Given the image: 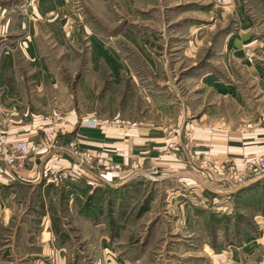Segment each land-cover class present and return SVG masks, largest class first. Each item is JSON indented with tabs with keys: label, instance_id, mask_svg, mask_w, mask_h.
<instances>
[{
	"label": "rangeland",
	"instance_id": "obj_1",
	"mask_svg": "<svg viewBox=\"0 0 264 264\" xmlns=\"http://www.w3.org/2000/svg\"><path fill=\"white\" fill-rule=\"evenodd\" d=\"M63 1L66 12L47 18L57 29L42 34L52 68L69 88L68 105L120 109L159 131L160 115L177 106L197 115L204 103L212 113L227 104L230 130L264 132V0ZM41 19L39 0H4L0 60L13 48L24 52L27 24ZM17 24L20 30L12 28ZM91 37L124 60L130 75L123 85L92 76ZM55 96L58 111L65 99ZM219 176L221 187L211 190L145 179L92 189L90 206H78L102 239H90L89 223L73 214L77 205H65L57 225L83 250L73 253V264H264V178Z\"/></svg>",
	"mask_w": 264,
	"mask_h": 264
},
{
	"label": "crops",
	"instance_id": "obj_2",
	"mask_svg": "<svg viewBox=\"0 0 264 264\" xmlns=\"http://www.w3.org/2000/svg\"><path fill=\"white\" fill-rule=\"evenodd\" d=\"M2 3L4 0H0ZM66 8L63 0H39L42 19L27 24L29 36L24 52L13 48L0 60V131H5L12 143H35L48 133L54 136L52 147L30 155L24 167L17 171H11L0 160V264H73V253L83 250L72 242L73 238L63 227L57 225L62 219L60 211L65 205L69 210L77 205L73 214L78 221L91 224H88L89 238H104L99 235V226L94 224L93 216L85 215L86 209H82L90 206L89 194L101 187L130 181L143 185L145 180H150L164 186L173 184L175 188L185 184L195 186V191L220 188L222 184L206 180V172L192 165L188 149L200 156L208 155L217 163L229 160L236 164L238 174L244 173L242 159L245 155L264 154L262 129L245 128L241 135L237 130H230L227 104L215 107L212 111L217 112L212 113L209 103H204V109L197 115L194 109L185 114L177 106L172 113L160 115L159 131L150 127L145 119L125 118L126 114L120 109L108 111L99 106L68 105L69 88L62 84L59 73L52 68L51 55L47 52L50 41L42 34L43 30L53 33L57 29L47 21L48 15H62ZM12 28L20 30L19 24ZM55 42L63 46L65 39L56 38ZM88 44L92 76L108 75L113 85H123L130 75L124 60L97 38L91 37ZM57 94L65 99L64 103L62 97L59 98L58 111L52 109L53 96ZM86 116L108 120L119 117L135 125L86 128L80 126L81 118ZM241 120L236 116L234 122ZM260 123L258 118L252 125L257 127ZM185 130L190 136L184 135ZM71 142L104 157L122 170L94 171L91 176L66 177L54 183L51 176L73 167L74 158L69 153ZM132 161L138 162L144 175L130 178ZM92 177H97L96 183ZM62 195L66 197L62 199ZM78 204L82 205L81 209Z\"/></svg>",
	"mask_w": 264,
	"mask_h": 264
},
{
	"label": "built area",
	"instance_id": "obj_3",
	"mask_svg": "<svg viewBox=\"0 0 264 264\" xmlns=\"http://www.w3.org/2000/svg\"><path fill=\"white\" fill-rule=\"evenodd\" d=\"M135 125L127 119L115 117L111 120L108 119H99L94 116L82 117L80 120V126L86 128H96L104 125ZM210 129V128H208ZM185 136H190V133L185 130ZM54 138L51 134H46L43 139L38 142H29V141H18L12 143L8 140V137L5 131H0V160L11 170L17 171L24 167L26 159L38 152L40 149H47L52 147ZM187 147V144H185ZM188 148V147H187ZM69 153L74 158L73 167L68 169H63L59 173L51 176L50 179L54 183H59L66 177L73 176H84L90 175L94 171H121L122 168L111 164L105 161L104 157L94 155L90 150L80 148L76 143H69ZM188 160L192 163L195 168L201 169L206 172V180L217 181L220 176H224V180L227 181L233 178V175H238L239 179L244 177H257L264 178V154L261 155H246L243 157L242 162L244 166V173L238 174L237 166L235 163L226 160L221 163H217L216 160L212 159L208 155H198L194 151L188 149ZM130 178L137 177L139 175H144L140 169V165L137 161H132L129 166ZM93 182L96 183L97 177H92ZM206 182L205 180H203ZM250 180L247 181V183ZM243 182V181H242ZM246 185V182L243 183L240 187ZM231 186V185H229ZM234 189V186H231Z\"/></svg>",
	"mask_w": 264,
	"mask_h": 264
}]
</instances>
